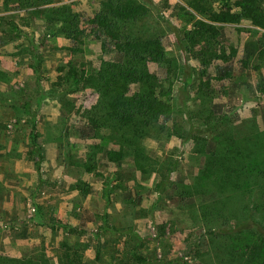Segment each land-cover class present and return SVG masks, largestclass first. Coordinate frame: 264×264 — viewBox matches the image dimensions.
Here are the masks:
<instances>
[{"label": "rangeland", "instance_id": "374dc122", "mask_svg": "<svg viewBox=\"0 0 264 264\" xmlns=\"http://www.w3.org/2000/svg\"><path fill=\"white\" fill-rule=\"evenodd\" d=\"M103 1L46 0L26 8L20 0H0V264H69L73 251L82 264L208 263L211 242L198 212L204 197L193 190L204 160L190 137L264 130V29L247 19L212 23L195 0H123L149 8L144 19L124 25V35L162 40L173 72L158 90L171 112L144 142L147 172L132 154L111 161L108 151L120 149L112 131H87L99 93L84 81L76 92L56 84L58 68L70 63L87 76L119 61L90 24ZM197 1L207 11L222 7L220 0ZM62 7L78 15V43L51 28L43 12ZM196 20L218 28L220 57L202 55L204 41L189 44ZM150 69L164 78L166 70ZM210 109L228 116L225 125H214L218 115L208 121ZM34 122L41 172L32 153ZM185 191L191 195L183 202ZM54 219L70 228L52 229Z\"/></svg>", "mask_w": 264, "mask_h": 264}, {"label": "trees", "instance_id": "16d2710c", "mask_svg": "<svg viewBox=\"0 0 264 264\" xmlns=\"http://www.w3.org/2000/svg\"><path fill=\"white\" fill-rule=\"evenodd\" d=\"M44 1L20 0L19 4L29 8L40 6ZM263 1L220 0V10L207 11L195 0L193 7L215 24H238L247 19L264 29ZM43 12L47 13L51 28L61 29L67 39L75 43L80 41L83 31L77 14L68 7ZM148 14L149 8L144 3L104 0L100 12L90 20V24L99 32V37H104L114 46L120 56L119 61L104 62L98 73L87 76L70 63L58 68L62 75L56 83L64 85L66 91L76 92L84 81L99 93L98 106L88 115L87 131L94 133L98 129L109 128L120 149L108 151V158L120 163L125 156L132 154L135 166L143 172L152 167L150 156L145 154L144 142L157 133L159 123L171 112V104L164 99L165 91L158 90V87L160 89L173 72L160 38L124 35V25L142 20ZM9 24L13 29H19L14 21H9ZM218 35L215 25L196 20L194 29L187 33V39L192 46L200 41L207 43L202 55L220 57L216 49V44L221 42ZM233 52H237L236 49ZM150 65H155L162 72L166 70L164 78L151 71ZM32 67L38 70L36 66ZM204 72L202 75L206 74ZM261 89L264 92V86ZM209 112L208 121L218 115L215 126L225 125L228 121L227 115H219L212 109ZM202 121L206 124V120ZM35 130L37 125L34 122L32 153L38 157L36 167L41 172L43 154ZM190 139L204 160L193 187L204 197V202L198 204V212L206 219L212 248V255L204 264H264V130L259 133L225 131L218 140L201 135H191ZM183 194L182 201L186 202L191 193L185 191ZM54 222L52 229L70 228L63 221L54 219ZM134 256L137 262H146L143 256ZM70 259L69 264H82L78 251H73V259Z\"/></svg>", "mask_w": 264, "mask_h": 264}]
</instances>
